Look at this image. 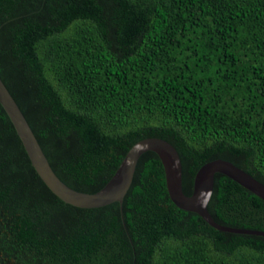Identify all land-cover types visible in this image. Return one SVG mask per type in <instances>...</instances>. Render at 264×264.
I'll list each match as a JSON object with an SVG mask.
<instances>
[{
    "label": "trees",
    "instance_id": "obj_1",
    "mask_svg": "<svg viewBox=\"0 0 264 264\" xmlns=\"http://www.w3.org/2000/svg\"><path fill=\"white\" fill-rule=\"evenodd\" d=\"M0 77L75 189L146 136L176 147L186 194L215 158L264 183V0H0ZM207 209L264 230V199L221 172ZM0 264H264V235L178 207L153 150L121 204L65 202L0 103Z\"/></svg>",
    "mask_w": 264,
    "mask_h": 264
},
{
    "label": "water",
    "instance_id": "obj_2",
    "mask_svg": "<svg viewBox=\"0 0 264 264\" xmlns=\"http://www.w3.org/2000/svg\"><path fill=\"white\" fill-rule=\"evenodd\" d=\"M0 103L12 121L32 166L48 188L65 202L83 207L100 206L112 201L121 204L139 156L147 150H153L162 163L168 194L178 207L197 212L209 224L222 230L264 235V230L218 223L207 209L215 172L229 176L264 199V183L230 160L215 158L200 165L193 177L192 191L186 194L182 189V167L176 147L162 137L146 136L128 148L101 188L94 192L81 191L66 184L54 172L25 115L1 77Z\"/></svg>",
    "mask_w": 264,
    "mask_h": 264
}]
</instances>
